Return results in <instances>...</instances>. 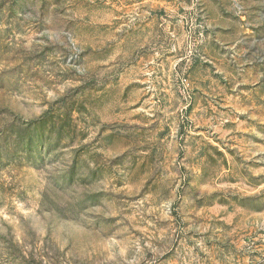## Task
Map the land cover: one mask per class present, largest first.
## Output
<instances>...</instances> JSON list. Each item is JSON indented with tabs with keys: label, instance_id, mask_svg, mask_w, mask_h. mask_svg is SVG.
I'll return each mask as SVG.
<instances>
[{
	"label": "rangeland",
	"instance_id": "rangeland-1",
	"mask_svg": "<svg viewBox=\"0 0 264 264\" xmlns=\"http://www.w3.org/2000/svg\"><path fill=\"white\" fill-rule=\"evenodd\" d=\"M0 264H264V0H0Z\"/></svg>",
	"mask_w": 264,
	"mask_h": 264
}]
</instances>
